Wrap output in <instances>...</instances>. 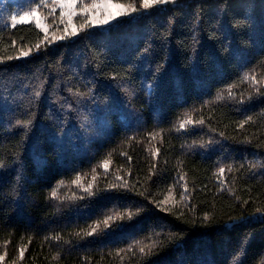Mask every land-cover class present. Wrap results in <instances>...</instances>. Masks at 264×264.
Returning <instances> with one entry per match:
<instances>
[{
	"label": "trees",
	"instance_id": "obj_1",
	"mask_svg": "<svg viewBox=\"0 0 264 264\" xmlns=\"http://www.w3.org/2000/svg\"><path fill=\"white\" fill-rule=\"evenodd\" d=\"M40 3L0 5V264H264V0L55 45L10 20Z\"/></svg>",
	"mask_w": 264,
	"mask_h": 264
},
{
	"label": "snow or ice",
	"instance_id": "obj_2",
	"mask_svg": "<svg viewBox=\"0 0 264 264\" xmlns=\"http://www.w3.org/2000/svg\"><path fill=\"white\" fill-rule=\"evenodd\" d=\"M171 0H140L139 8L136 6L135 0L132 3H123L120 0H51V4L48 3V0H41V3L37 6L36 9H31L29 12L24 13L19 16L17 19L16 16L12 17L13 24L16 23H26L31 22V19L35 18V26L41 29L44 33V39H48V30L50 27L55 26L56 31H60L59 25H64L63 34L57 36L55 33H52V41L62 40L69 36L78 35L80 31L85 30L88 27H93L97 25H107L110 21L117 20L122 16H129L134 12H137L140 9H149L159 4L169 3ZM40 7L48 8L50 11L45 16H41L38 9ZM59 9V16H56V11ZM53 17L51 24H45L43 21L47 20L48 17ZM76 17L81 18V22L77 26L74 22ZM51 42V41H50ZM35 47L39 49L40 44H36ZM31 52V49L28 51H22V56H28ZM13 57L9 56L8 59H12ZM19 58V57H17ZM245 80H251L256 84L264 85V79L257 80L255 76H245ZM36 95L39 96L40 93L36 92ZM229 95H232L231 89H229ZM217 99H223L222 96L217 97ZM252 118L249 117L247 120L243 121L240 125L243 128L245 123H248ZM203 120L196 121V123H203ZM19 123V122H18ZM193 120L189 116L183 122L180 123L179 128L184 129L186 125L192 124ZM155 138V137H153ZM159 149L156 150L158 153ZM155 155V153H154ZM108 161H105L103 167L107 169ZM231 171V169H228ZM95 171V170H94ZM219 174L223 175L225 172L224 168H220ZM93 181L95 180V176L92 177ZM183 179V177H181ZM80 177H77L73 183L80 184ZM63 183V182H61ZM92 184L89 183L87 187L84 188V191L88 192L90 195L92 194ZM113 187L115 185H112ZM126 186V182H125ZM186 189V186H185ZM52 197L57 196V191H53L51 193ZM182 198H185L182 196ZM169 202V199L166 197L164 201H161L160 204H166ZM264 209H257V211H262ZM124 214L115 213L114 215L108 216L105 220H103V224L105 227L109 226L110 221L115 219H120ZM129 218L135 213L129 212L126 214ZM208 217L206 216L205 219ZM100 227V224L97 223L95 226L91 227V230L87 232V235H93ZM157 245L155 242L147 245H143L139 248L141 253H145L146 249L150 252ZM24 255V250L20 251L21 258ZM4 259L3 256H0V261Z\"/></svg>",
	"mask_w": 264,
	"mask_h": 264
},
{
	"label": "rangeland",
	"instance_id": "obj_3",
	"mask_svg": "<svg viewBox=\"0 0 264 264\" xmlns=\"http://www.w3.org/2000/svg\"><path fill=\"white\" fill-rule=\"evenodd\" d=\"M188 1H190V0H171V2H169V3L159 4V5H156V6L152 7V8H149V9H140L137 12H134V13H132L129 16H122V17H119L117 20L110 21V23L107 24V25H97V26H93V27H88L85 30L80 31L78 35L82 34L85 31L106 30V29L110 28L111 26L117 25V24H119L121 22H124V21L136 19V18L141 17L143 15L149 14L152 11L164 9V8H166L168 6L175 5V4H185ZM5 3H6V0H0V5H2L3 7H4ZM48 3L51 4V0H48ZM38 5H35V6L26 5L25 9L22 10V11H18L17 9H15L10 15L11 22L13 23L12 17L16 16L17 19H19L20 15H23L24 13L29 12L31 9H36ZM38 11L40 12L41 16L43 17V16L47 15V13L50 11V9L40 7L38 9ZM56 16H59V9H57V11H56ZM52 19H53V17L49 16L48 19L43 21V22L45 24H51L52 23ZM31 22L35 24V18L34 17L31 19ZM74 22L78 26L79 23L81 22V18L80 17H76ZM59 27H60V31H56V27L55 26H52V27L49 28V30H48V39L45 40L46 44L55 45L58 42L69 41L70 39L75 38V37L78 36V35L69 36V37H67L65 39H62V40L52 41V33H55L57 36L63 34L62 30H63L64 25L61 24V25H59Z\"/></svg>",
	"mask_w": 264,
	"mask_h": 264
}]
</instances>
